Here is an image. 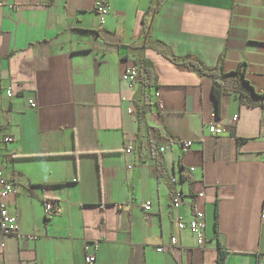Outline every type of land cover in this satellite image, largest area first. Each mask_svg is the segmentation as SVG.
I'll return each mask as SVG.
<instances>
[{"label": "crops", "instance_id": "obj_1", "mask_svg": "<svg viewBox=\"0 0 264 264\" xmlns=\"http://www.w3.org/2000/svg\"><path fill=\"white\" fill-rule=\"evenodd\" d=\"M97 1L0 0V172L18 221L0 264H216L219 248L223 264H264V108L227 92L216 117L211 79L187 65L240 66L263 93L264 0H106L101 24ZM198 211L202 245L175 225Z\"/></svg>", "mask_w": 264, "mask_h": 264}, {"label": "built area", "instance_id": "obj_2", "mask_svg": "<svg viewBox=\"0 0 264 264\" xmlns=\"http://www.w3.org/2000/svg\"><path fill=\"white\" fill-rule=\"evenodd\" d=\"M94 12L98 16L99 23L101 24L104 20L105 15L107 14V1L106 0H98L94 5ZM138 67L135 64H128L122 74H121V81L125 83V85L133 89L136 85V81L138 78ZM13 92L11 88H7L5 91V96L7 98L12 97ZM155 96H158V93H155ZM158 106L161 107L160 103L157 102ZM27 105L31 108L36 106V102L34 99H27ZM128 113H131V109L127 110ZM208 131L212 135H220L223 133V127L217 125L216 120L213 119L208 124ZM260 136L264 139V127L260 133ZM13 140L11 136L3 137V141L5 143H9ZM191 146V141L187 140L182 143V147L184 149H188ZM164 147H159V151L162 152ZM130 151V147L126 148V152ZM178 182V179L175 176L170 177V184L175 186ZM16 194L15 188L12 186L11 182L6 178L1 176L0 172V232L4 235L6 234H14L18 230V221L17 217L8 211L6 205V198L10 195ZM198 196H202V193H199ZM183 193L182 191L174 187L171 194V206L172 208L177 211L179 206L182 203ZM149 202L145 203L144 211H149ZM43 212L46 217H51L55 214L60 212V200L58 198H45L43 200ZM262 218H264V201H263V211H262ZM175 225L178 230H188L192 233L198 245H202L204 243V231H205V221H204V214L200 211L194 213V215L189 219H184L182 216L175 214ZM170 244L171 246L177 244V239L175 236L170 237ZM156 252L160 253L163 251L162 247H157L155 249ZM94 256L87 255L84 259L86 264H93L94 263Z\"/></svg>", "mask_w": 264, "mask_h": 264}, {"label": "trees", "instance_id": "obj_3", "mask_svg": "<svg viewBox=\"0 0 264 264\" xmlns=\"http://www.w3.org/2000/svg\"><path fill=\"white\" fill-rule=\"evenodd\" d=\"M187 65L202 76H207L212 81V102L214 115L218 117L220 99L225 93H231L238 97L239 101L248 106H260L264 108V92L257 93L243 76V69L238 66L235 71L224 73L217 67L206 68L200 61L188 62ZM139 70V69H138ZM139 73L136 83L139 79ZM180 182V179H178ZM217 212L215 211L214 227L217 229ZM225 251L218 249L216 264H223Z\"/></svg>", "mask_w": 264, "mask_h": 264}]
</instances>
